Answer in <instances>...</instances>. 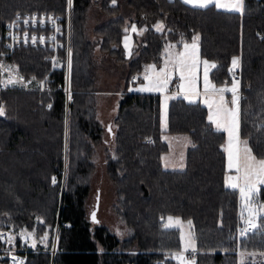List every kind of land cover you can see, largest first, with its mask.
<instances>
[{"label":"trees","instance_id":"1","mask_svg":"<svg viewBox=\"0 0 264 264\" xmlns=\"http://www.w3.org/2000/svg\"><path fill=\"white\" fill-rule=\"evenodd\" d=\"M111 1H94L109 19L95 27L98 39L89 40L84 24L93 1L72 0L69 82L74 101L67 115L62 51L59 67L53 69L46 49L20 47L1 57L16 66L30 88H0L6 109L0 116V230L14 238L12 245L0 241V264H13L9 250L25 256L23 264H179L172 256L180 247L179 232L164 228L167 215L191 220L193 264H238L239 252L256 253V264H264L259 255L264 253V233L236 239L240 205L238 190L225 186L226 135L209 121L207 107L174 96L162 130L161 95L123 91L113 117L116 128L111 134L107 130L106 138L96 114L93 73L97 44L126 63L127 84L146 64H159L168 43L179 47L199 35L200 57L216 64L209 72L214 83H231L237 71L243 94L240 137L264 159V0H243L242 12L192 7L183 0ZM67 7L68 0H0V51L5 50V23L16 11L66 16ZM158 21L162 31L155 29ZM130 24L144 31L134 32L133 55L126 58L122 38ZM233 57H239L240 68L230 74ZM48 73L49 90L41 91L39 82ZM166 132L189 137L183 169L162 164ZM96 144L104 148L117 216L128 231L124 237L88 216ZM259 198L264 201V187ZM27 231L34 232V247L23 235ZM45 233L47 240L41 242Z\"/></svg>","mask_w":264,"mask_h":264},{"label":"rangeland","instance_id":"2","mask_svg":"<svg viewBox=\"0 0 264 264\" xmlns=\"http://www.w3.org/2000/svg\"><path fill=\"white\" fill-rule=\"evenodd\" d=\"M92 1L93 2L91 3L90 7L87 9L86 19H85V24H84V32H85L87 39L96 40V39H98V36L94 33L95 27L102 24L103 22H105L109 18L107 17V15L105 13H103L101 11V9L99 7L100 5L96 4V2H94L96 0H92ZM230 2H231V0H229L228 3H230ZM228 3H226V4H228ZM111 4H113L112 1H111ZM221 9L228 10V8H221ZM28 12H39L40 13V12H46V11L26 10L23 12L16 11L15 14H17V13L23 14V13H28ZM58 15H60L61 19L63 17V26L60 30L61 35H60V33H58L56 35L57 42L60 45L57 47V53L55 54L54 50L51 49L48 44L45 46H27V47L40 48V49L48 50L49 53L46 56V59H48L50 62V69L52 68V57L53 56H55V58L53 60L54 64L59 66V64H58L59 63V57H60L59 54L62 51L63 55H64L65 66H66L65 77H64V84L65 85L62 88H65L67 85V88L69 90H72L70 87V82L68 80H66V77H69V72H70L69 66H68V60H69L68 52H69V50H71V64H73L72 63V61H73L72 60V49H71L72 47L70 44L71 38H72V36L70 34V32H71V9H70V7L69 6L67 7L66 16H62L61 14H58ZM69 17H70V19H69ZM129 19L130 18L128 17L127 22L129 21ZM68 23H69V25H68ZM157 23H161V22H157ZM132 25L133 24H130L129 26L125 25V27H124L125 29L126 28L128 29V31L125 32V34L123 35V38H122V48H123L124 56L126 58L132 57L133 51H134V46L136 43L134 32L131 31ZM46 32L48 34V32H50V31L47 30ZM125 36L129 37V44H130L131 53H132L131 55L127 54L128 50L125 48V40H124ZM185 43L190 45L192 43V40L182 43V45H180L179 47L173 46V48L171 50H173L175 47L176 48L175 52H173L172 54L166 53L165 56H163V58L161 59V62L159 64H154V63L146 64V66H145V68L141 74L140 73L135 74L136 76H139L140 79L135 81V80H133V77H132L131 81H129V83H127V84L125 83V85H124V80H125V74H126V70H127L126 63L121 62V61H117V60H115L116 59L115 57H112L109 54L105 53L104 51L100 50L98 44L95 46V48L93 47L94 54H95L93 73L95 76L94 78H95V89H96L95 94H94V98L96 99V95L98 93L97 116H98V119L101 121V124L103 125L105 137L108 134L107 127L108 128L109 127L110 128H116V125L113 123V117H114V114L117 110V105H118V101L120 98V93L122 91L132 92V91H129L130 88L136 89V88L141 87L143 84H145L146 81L144 80V73H145L147 66L148 65H155L157 71L160 68L165 67V61L169 58L170 55L175 56L176 54L184 51V44ZM4 44H5V42H4ZM20 47H22V46L16 47L15 49L20 48ZM167 49H169V47ZM5 50H6V48H5ZM2 56H0V59L3 62L2 58H1ZM198 56H199V62L196 63L195 66L191 68L190 73L188 71L185 72L186 77H188L189 75L191 77L190 83L188 82V80L181 81L179 71L174 70L173 65L171 63H168L167 67H168L169 72L171 73V79H170L169 83L167 84V86L163 92H156V91H154V92L159 93V94L160 93L161 94H164V93L168 94L169 91H177L180 89L181 90L182 89L191 90V88L195 89V88H199V86H201V87L205 86V82H204V68H205V66L203 64V61L206 59L200 57L199 46H198ZM231 67H232V61H231ZM237 68H240V61H239V66ZM235 72H236V74H234V78H236V77L238 78L237 71L235 70ZM19 75H21V74H19ZM2 76H3L4 80L7 79V77L4 73L2 74ZM21 76H23V75H21ZM45 77L41 81H43L45 79ZM181 84H184L183 88L180 87ZM133 91H135V90H133ZM242 95L243 94L240 90V82H239V97H240V99L242 98ZM165 97H170V96L167 95ZM73 101H74V98H73L72 102ZM72 102L67 103L66 99H65V115L68 114V104H70ZM0 104H2L1 100H0ZM95 109H96V107H95ZM239 110H240V103H239ZM160 115H161V111H160ZM160 126H161V117H160ZM185 137H187L186 140L184 139ZM106 138H108V137H106ZM164 138H165V141L168 145V152L166 155H164V157L166 159L163 160L164 166L167 164V166H165V167L172 166L173 169H183L185 166L186 151H187V147L189 144L188 135L186 133H166ZM248 146L251 148L250 145H248ZM94 149H95V151H94V154L91 156V159L94 162L95 169H94V171L90 177V189H89V192H88L87 197H86V209L88 212V216H90V213L93 210L95 202H96V197H97V195H99V206H98V210L96 213V216L99 219L98 222L100 224H103V225L107 226L108 228H110L113 232L117 233L120 237L121 236L124 237L128 234V231L125 228L124 224L121 222L120 218L117 216V212H116V209H117V207H116L117 206L116 188H115L114 184L109 180V178L107 177L106 172H105L104 148L101 146V144H96ZM253 155H255V154L253 153ZM256 158L258 160L260 159L257 156H256ZM227 175L236 176L238 174L235 171V169L234 170H228V168H227ZM258 187H259V189H261V187H264V185H258ZM237 190H238L239 205H240V210H238V215H239V220L237 222V224H238L241 222L240 214L242 211V200L240 197L239 189L237 188ZM257 200L259 202L264 203V201H262L259 198V193L257 195ZM169 216H171L173 218L178 217V216H173V215H167L164 219V224L168 223L167 218ZM244 216H245V218H247V212L244 213ZM180 219H181L182 223L180 225H177L176 227H173V228H178L180 247H179V249L175 250L173 252V254L174 253H180L183 250L184 242H182L180 239L181 231H183L186 238H187L188 234L190 232H192V227L190 229L188 224H187L188 220H184L182 218H180ZM6 232H8V231H6ZM27 233H29V232L27 231L23 235L25 236V238H28L29 244L30 243L34 244L35 243L34 235L31 237H27V235H26ZM8 235H10L9 232H8ZM235 235H236V239L238 240L240 237L237 236L238 235L237 230L235 232ZM5 239L7 240V237H5ZM193 252L195 253V256L191 255ZM10 254H14V253L13 252L9 253V258L13 259L10 256ZM183 254L188 261L193 262L195 260L196 251H193L191 248H189L188 251L184 252Z\"/></svg>","mask_w":264,"mask_h":264},{"label":"snow or ice","instance_id":"3","mask_svg":"<svg viewBox=\"0 0 264 264\" xmlns=\"http://www.w3.org/2000/svg\"><path fill=\"white\" fill-rule=\"evenodd\" d=\"M112 3L115 4L116 0H112ZM184 4L191 5L192 7L197 8H207L211 5H214L216 8H228L231 11L242 12L244 3L243 0H231L230 3L224 4L221 3V0H183ZM72 0H68V6L71 7ZM19 19V14L17 15V20ZM48 21L54 23L55 18L47 17ZM33 24L36 22V17L31 18ZM25 24L28 23L27 20L24 21ZM40 23L43 24L44 20L41 19ZM10 27L17 26L16 22L13 21ZM164 25L162 23H157L155 25L156 31H162ZM59 31V29H57ZM128 29H125L127 32ZM132 32H137L136 25L131 26ZM144 29H140L138 34H142ZM25 37L27 38V33H25ZM13 40L16 39L15 36L12 37ZM33 42H35L36 37L33 36L31 38ZM41 42H43V37L40 38ZM125 48L128 50V55H131V47L129 44V37L125 36ZM198 41L199 35H195L192 38V43L189 45L187 43L184 44V51L176 54L175 56H169V58L165 61V67L160 68L158 71L156 70L155 65H148L145 73L144 80L146 81L141 87L136 89H129V91H140V92H163L171 79V73L168 70V63L173 65V69L179 71L181 81L188 80L191 82L190 75L186 77L185 72L188 71L190 73L191 68L195 66L196 63L199 62L198 56ZM9 48L12 47L11 44L8 45ZM4 55V53H0V56ZM69 60L68 66L69 70L71 69V50L68 52ZM203 64L204 68V82H205V91H211L212 93L220 94V103L217 104L215 111H213V103L209 102L207 99L205 103L208 104L209 107V115L208 119L210 122L215 124L218 129L223 127L225 131L228 133V140L225 146H222L224 151L227 153V168L228 170L235 169L238 175L229 176L226 174L225 176V186L230 187L232 189H239L240 197L242 200V211H241V222L245 225L243 228H238L239 237L242 239L246 237L249 233H264V203L259 202L257 200V195L260 191L258 185H264V159H257L255 155H253L252 149L248 146L249 142L247 139L241 140L240 137V122H239V81L233 79L231 87H221L217 88L215 85H212L209 81V68H216L215 63H210L208 60H204ZM239 66V58H232V67L229 69V73H234V69ZM4 72H8L9 76L6 80L0 79V88L6 87H15L16 85H21L23 87H27V84L24 82V77L19 75L18 70L15 65H5L0 62V75ZM35 79V78H33ZM136 78L134 77L133 80ZM66 80L70 81V76L66 77ZM44 81L39 82V86L42 88ZM181 88L184 87V84L180 85ZM67 91V89H66ZM231 92V107H226L223 93ZM68 98L71 100V92H68ZM174 98V97H171ZM169 97H165L164 101H162L161 105V128L162 130H166L167 128V100ZM185 99H189L186 95ZM190 102H192L190 100ZM51 108V105L48 106ZM6 114V109L3 104H0V116H4ZM111 132V128H109ZM185 140L187 137L184 138ZM151 142V141H149ZM161 159H166L162 157ZM167 166V164L165 165ZM52 183H56V178L52 177ZM247 212V218H245L244 213ZM93 219H95V213H93ZM163 219V218H162ZM168 223L164 224L165 229H170L180 225L182 223L179 217L173 218L169 216L167 218ZM189 228L191 229L192 222L191 220L187 221ZM27 237H31L34 235V232H29L26 234ZM13 237L9 235L7 237L6 242L9 244L13 243ZM180 239L184 242L183 250L180 253L172 254L173 258H175L179 264H193V262L188 261L184 252H187L189 248L193 251L196 250V241L194 238V234L190 232L185 237L183 231H181ZM5 240V236L3 233H0V241ZM47 240V233L43 237H41V242ZM35 244H33V247ZM240 260L238 264H248L249 258L252 260V264H256L255 257L256 253L245 254L244 252L238 253ZM262 259H264V253L259 254ZM15 260V257H13ZM18 264H23V261H18Z\"/></svg>","mask_w":264,"mask_h":264},{"label":"built area","instance_id":"4","mask_svg":"<svg viewBox=\"0 0 264 264\" xmlns=\"http://www.w3.org/2000/svg\"><path fill=\"white\" fill-rule=\"evenodd\" d=\"M19 14V19L17 20V15ZM36 17V22L35 24H33L31 18L32 17ZM53 17L55 18V22L52 23L50 21H48L47 17ZM43 19L44 23L41 24L40 20ZM70 19V17H69ZM27 20L28 23L25 24L24 21ZM15 21L17 26H13L10 27L9 25L12 24V22ZM62 23V24H61ZM69 25V23H68ZM63 26V17L61 19L60 15L55 14L53 12H28V13H17L15 14L9 21H7L5 23V51H1L0 53H4V55H8L10 54L16 47L22 46V47H27V46H45V45H49V47L51 49L54 50L55 54L57 53V47L60 46L59 43L57 42V37L56 35L58 33H60L61 35V28ZM57 29H59V31H57ZM47 30H49L50 32H48L47 34ZM25 33H27V38L25 37ZM13 36L16 37L15 40H13ZM33 36L36 37L35 42H33V40L31 39ZM41 37H43V42H41ZM11 44L12 47L9 48L8 45ZM62 44V43H61ZM55 56L52 57V68L55 67H59L58 65L54 64L53 60H54ZM0 62L1 59H0ZM3 63V62H2ZM4 64V63H3ZM4 74L6 75V77L8 78L9 73L8 72H4ZM49 75V73H48ZM48 75L45 77L44 84L43 87L41 88L39 86V90L41 91H47L49 90L47 84H46V79L48 77ZM21 76V75H20ZM23 77V76H22ZM136 78L135 80H137L139 78V76L134 75L133 78ZM24 82L27 84V87H23L21 85L18 84L19 88H21L22 90H29L30 85L29 82L24 78ZM17 86V85H16ZM67 89V91H66ZM62 91L65 93V99L66 102H72L73 100V91L69 90L67 88V85L65 88L62 89ZM71 92V100H69L68 98V92ZM245 227V225L240 222L237 225V236H239V231L238 228H243ZM0 233H3L5 237H8V232L6 231H0ZM6 240V239H5ZM13 252L14 254H10V256L14 259H10V261H12L14 264H18V261H23L25 260V256L20 255L18 253H15L14 251L9 250L8 251V257H9V253ZM191 255L195 256V253L193 252Z\"/></svg>","mask_w":264,"mask_h":264},{"label":"crops","instance_id":"5","mask_svg":"<svg viewBox=\"0 0 264 264\" xmlns=\"http://www.w3.org/2000/svg\"><path fill=\"white\" fill-rule=\"evenodd\" d=\"M229 2V0H221V3H224V4H226V3H228ZM158 22H161V21H158ZM156 25V24H155ZM154 25V26H155ZM139 30L140 29H137V32L136 33H139ZM191 41V40H190ZM188 42V41H187ZM182 45V44H181ZM173 46H176L174 43H168L167 45H166V47H165V49H164V52H163V56H165V54L166 53H173V52H175V50H176V48L174 47V49L173 50H171L172 48H173ZM169 47V49H167ZM163 56H162V58H163ZM209 61V60H208ZM210 63H213L212 61H209ZM146 66V65H145ZM145 68V67H144ZM144 70V69H143ZM210 70H211V68H209V72H210ZM143 72V71H142ZM141 72V73H142ZM140 73V74H141ZM236 77V76H235ZM208 78H209V80H210V82H211V84L212 85H215L217 88H221V87H228V88H230V86H231V84H232V82L231 83H228V84H216V83H214L211 79H210V76L208 75ZM234 79H236V80H238L239 81V78H234ZM201 81V80H200ZM240 82V81H239ZM124 85H125V80H124ZM200 85V84H199ZM132 92H140V91H132ZM123 93V91L120 93V97H121V94ZM140 93H156V92H154V91H152V92H140ZM161 94V93H160ZM165 94V93H164ZM161 94V102H160V111H161V105H162V101L164 100V98H165V96H167V95H169L170 97H169V99L167 100V112H168V104H169V101H170V98L171 97H174V96H177V95H180V96H182V97H184L185 98V96L187 95L188 97H189V99H186V100H188V101H192V102H194V101H200L203 105H205L206 107H207V109H208V115H209V107H208V104L207 103H205V100L207 99L209 102H211V103H213V111H215V109H216V106H217V104L218 103H220V94L219 93H212L211 91H208V92H206L205 91V86H203V87H201V86H199V88H195V89H192L191 88V90H184V89H180V90H177V91H169V93L168 94ZM238 94H239V90H238ZM223 97H224V101H225V105H226V107H231L232 105H231V99H232V93L231 92H224L223 93ZM120 99V98H119ZM97 102H98V93H97V95H96V99H95V107H96V114H97ZM239 103H240V99H239ZM118 106V105H117ZM116 113V112H115ZM115 115V114H114ZM160 117H161V115H160ZM101 122V121H100ZM214 126L217 128V126L214 124ZM220 130H223L224 132H225V135H226V138H225V144H224V146L226 145V143H227V140H228V133H227V131H225L224 129H223V127H221L220 128ZM167 133V132H166ZM166 133H164L163 134V136L165 137V135H166ZM241 140H243L242 138H241ZM167 152H168V150L162 155V157H164V155H166L167 154ZM226 159H227V153H226ZM163 160L164 159H162V164H163V166H164V163H163ZM165 167V166H164ZM165 168H169V169H173L172 168V166H168V167H165ZM232 170H234V169H232Z\"/></svg>","mask_w":264,"mask_h":264},{"label":"water","instance_id":"6","mask_svg":"<svg viewBox=\"0 0 264 264\" xmlns=\"http://www.w3.org/2000/svg\"><path fill=\"white\" fill-rule=\"evenodd\" d=\"M109 128L107 127V130H109ZM111 133L112 132H110V134ZM98 206H99V195H97V197H96V202H95L94 208L91 211L90 216H89L90 221H92L94 223H98V221H99L98 217L96 216V213H97V210H98ZM93 213H95V219H93Z\"/></svg>","mask_w":264,"mask_h":264}]
</instances>
